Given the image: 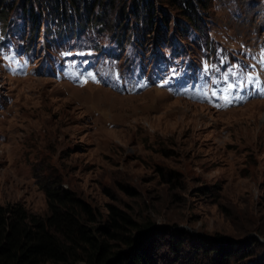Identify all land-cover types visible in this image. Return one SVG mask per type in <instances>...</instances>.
<instances>
[{
  "label": "rangeland",
  "instance_id": "1",
  "mask_svg": "<svg viewBox=\"0 0 264 264\" xmlns=\"http://www.w3.org/2000/svg\"><path fill=\"white\" fill-rule=\"evenodd\" d=\"M104 2L108 29L77 39L46 32V0H0V205L46 216L48 187L102 224L112 207L150 222L141 243L151 264H223L246 248L235 264H257L264 100L227 110L191 77L202 69L211 93L226 97L232 71L253 78L251 65H264V0H213L201 12L205 34L173 9L159 7L172 21L157 13L153 27L121 12L123 0ZM30 7L34 26L22 17ZM140 27L151 34L141 38ZM94 57L99 74L109 65L113 90L65 77Z\"/></svg>",
  "mask_w": 264,
  "mask_h": 264
},
{
  "label": "trees",
  "instance_id": "2",
  "mask_svg": "<svg viewBox=\"0 0 264 264\" xmlns=\"http://www.w3.org/2000/svg\"><path fill=\"white\" fill-rule=\"evenodd\" d=\"M123 1L121 12L142 16L148 26L154 27L157 13H164L168 23L172 21L168 12H161L162 6L177 11L196 31L205 34L201 12L210 9L213 0H158V6L154 0H133L130 8ZM46 2V7L41 4L42 11L53 22L46 32L53 28L55 38L73 35L80 38L88 29L94 30L99 25L104 30L109 27L104 0H69V5H65V0ZM25 12L24 21L34 26L37 17L33 9L30 7ZM140 28L141 38L151 34L148 28ZM168 39L163 36V43ZM123 42L130 41H122V45ZM45 193L49 209L46 216L34 214L20 203L0 205V264H151L141 243L142 236L154 230L150 222L137 224L112 207L102 224L86 203L68 192L57 193L46 187ZM220 251L229 254L227 248L221 247ZM236 251L222 258L223 264H235L239 256L241 263L246 260L243 256L252 254L248 248ZM256 263L264 264V254L259 255Z\"/></svg>",
  "mask_w": 264,
  "mask_h": 264
}]
</instances>
